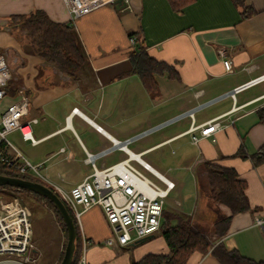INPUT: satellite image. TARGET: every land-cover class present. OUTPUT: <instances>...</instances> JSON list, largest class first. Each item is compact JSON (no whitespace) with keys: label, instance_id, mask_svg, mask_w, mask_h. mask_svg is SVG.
Returning a JSON list of instances; mask_svg holds the SVG:
<instances>
[{"label":"crops","instance_id":"0c3cea01","mask_svg":"<svg viewBox=\"0 0 264 264\" xmlns=\"http://www.w3.org/2000/svg\"><path fill=\"white\" fill-rule=\"evenodd\" d=\"M122 1L125 5L120 8L102 5L72 21L62 0H0V48L8 51L10 66L23 61L16 47L27 43L22 34L9 29L8 18L35 9L56 22L70 23L85 56L77 77L70 80L32 53L38 72L26 71V83L16 96L2 100L0 112L20 94L27 97L24 119L37 118L32 134L38 140L29 143L39 149L28 155V141L13 131L19 140L10 141L14 148H5L9 158L25 157L54 182L56 177L71 187L92 170L87 153L99 155L110 147L94 160L98 168L108 166L126 156L112 147V139L123 141L145 133L128 149L174 182L172 191L183 202H191L189 211H182V201H175L177 209L201 227L208 225L210 210L207 196L198 189L203 163L233 168L247 184L252 210L234 214L221 241L243 256L264 261V228L254 224L255 217L264 218V163L230 157L240 146L249 154L264 144V123L256 114L264 106V78L234 96L228 94L264 74V0H244V6L255 12L247 18L241 17L243 6L234 0H192L180 11L167 0ZM143 50L168 64L177 77L154 74L156 89L148 91L139 75L129 71L132 57ZM224 60L230 62L229 70ZM233 107L221 118L223 126L213 140L200 137L194 144L189 134H182L191 122L203 124ZM77 224L85 264H131L147 254L169 251L159 231L126 246L105 245L112 231L98 205L83 210ZM65 240L64 236L59 240L51 264H59ZM31 255V261L37 260L41 248L33 247ZM188 264L220 262L209 252H194Z\"/></svg>","mask_w":264,"mask_h":264},{"label":"built area","instance_id":"2783aa9c","mask_svg":"<svg viewBox=\"0 0 264 264\" xmlns=\"http://www.w3.org/2000/svg\"><path fill=\"white\" fill-rule=\"evenodd\" d=\"M62 1L69 9L73 21L99 6L113 4L115 0ZM130 42H134L133 37ZM223 64L227 70L230 69L228 60H224ZM262 78L264 74L234 87L228 94L234 96L236 92ZM11 79L10 64L0 50V103L8 95L7 88ZM27 100V97L20 94L19 98L11 101L0 112V146L14 148L7 138L13 131L19 132L22 140L31 144L37 143L32 134V124L37 122V118L24 119L27 114ZM235 108L203 124L195 125L191 122L182 134H189L194 144L200 137H211L213 140L214 132L223 126V115L231 113ZM73 111H77V108H73ZM188 114L192 117L191 112ZM196 130H199V134L195 133ZM143 134L123 141L112 139V147L123 150L126 156L108 166L98 168L94 160L97 156L108 153L110 147L102 150L99 155L87 153L86 161L91 164V172L69 188L54 182L40 165L31 163L25 157H21L20 161L17 157H12L6 159V163L20 173L37 177L51 187L76 220H79L83 210L95 205L100 206L112 231L105 240V245L126 246L159 230L166 198L174 189L173 181L160 175L141 160L139 154H134L128 149V144ZM137 166L150 173L157 181L148 178ZM254 224L264 228V218L255 217ZM31 237L29 208L16 197L5 201L0 197V264H27L32 258ZM78 264H85L84 255L80 257Z\"/></svg>","mask_w":264,"mask_h":264},{"label":"trees","instance_id":"16d2710c","mask_svg":"<svg viewBox=\"0 0 264 264\" xmlns=\"http://www.w3.org/2000/svg\"><path fill=\"white\" fill-rule=\"evenodd\" d=\"M167 1L174 11H180L192 0ZM234 2L238 6H243L240 11L242 18H247L255 13L253 9L244 6V0H234ZM7 26L12 32L23 35L34 55L53 66L61 75L70 80H75L85 63V56L76 32L70 23L56 22L50 19L45 11L35 9L27 14L10 15ZM131 64L129 71L139 75L148 91L156 89L154 74L168 72L169 77H177V73L173 72L168 64L155 60L144 50L132 57ZM10 83L7 88L8 94L15 90L9 88ZM256 114L258 122L264 123V106L257 109ZM6 150L3 145L0 146V174L39 182L47 186L37 177L20 173L8 166L6 159H9V156ZM230 157L249 159L253 165H260L264 163V144L249 154L240 146ZM202 172L207 187L206 195L211 200L208 206L215 213L209 231L206 232L203 227L199 226L191 215L164 208L158 231L168 247V253L147 254L137 262L132 261L131 264H188V258L194 252H209L220 264H264V261L250 259L235 249L226 248L221 241V238L228 231L233 215L252 210L246 195V182L238 176L233 168L223 167L215 162H204ZM198 186L203 187L200 186V183ZM0 189L4 191L3 196H1L4 200H10L24 194H32L44 201L53 209L66 234L64 222L49 199L24 188L2 185ZM66 208L73 218L76 228L75 249L71 264H78L81 256L79 228L72 212L68 207Z\"/></svg>","mask_w":264,"mask_h":264},{"label":"rangeland","instance_id":"374dc122","mask_svg":"<svg viewBox=\"0 0 264 264\" xmlns=\"http://www.w3.org/2000/svg\"><path fill=\"white\" fill-rule=\"evenodd\" d=\"M1 52L5 55V58L8 59L9 53L6 51L5 48L1 46L0 48ZM27 53V54H26ZM30 53V54H29ZM16 54L18 57L23 59V61L19 62L18 64L15 63L11 67V75L12 79L11 81V87L13 88H18L13 90L11 93H9L7 96L9 97H14L16 96L22 86V84L26 83V78L28 77L25 73L28 69L31 71H36L37 68L34 69L33 66V60L34 57L32 54V51L30 47L27 46H18L16 47ZM25 66V68H23ZM38 72V71H36ZM7 138L13 143L17 144V141L19 140V136L16 133H9ZM26 147L28 149L27 153L30 155L31 153L37 152L39 149L38 147H31L30 143H25ZM139 170H141L148 178L151 180L157 181L150 173L144 171L140 166H137ZM186 173V171H185ZM187 174V173H186ZM188 176V175H187ZM199 176V175H198ZM54 177V176H53ZM54 180L57 181L60 185L64 187H70L68 184L60 181V179L54 177ZM200 181V186L202 185L203 187L200 188L198 186V189L202 191V194L206 195L207 192V187L205 183V178L203 176L198 177V183ZM4 191L0 189V197L3 196ZM195 195V194H194ZM207 196V195H206ZM205 196V197H206ZM18 198L24 205H26L30 212H31V224H32V245L33 247H40L41 248V255L39 258L35 261L29 260L27 264H51L56 257L57 254V246L59 240L64 236L66 239V234L63 231L60 223L57 220V217L55 215V212L53 209L47 205L44 201L36 198L32 194H27V195H21L16 197ZM208 199V198H207ZM4 200V199H3ZM5 201V200H4ZM175 201H182L180 196H177L176 191H172L169 193L168 197L166 198L165 206L164 208L166 210H173L176 212H180L178 209L179 207L175 204ZM211 202L210 199H208L207 203ZM191 202H183L182 201V207H180L182 211H189ZM178 208V209H177ZM209 211V216L208 219L205 220V222H208V225L204 226L203 229L208 232L209 229L211 228L212 221L215 217L214 210L212 208H208ZM66 243V240H65ZM65 246V245H64Z\"/></svg>","mask_w":264,"mask_h":264},{"label":"water","instance_id":"95a60500","mask_svg":"<svg viewBox=\"0 0 264 264\" xmlns=\"http://www.w3.org/2000/svg\"><path fill=\"white\" fill-rule=\"evenodd\" d=\"M113 4L116 8H120L125 5L122 0H115ZM2 185L24 188L33 193L40 194L46 197L53 203L60 217L62 218V221L64 222L66 235H67L63 256L59 264H71L73 252L75 249L76 228L73 218L71 217L66 206L60 200L57 194L54 193L53 190L50 189L48 186L42 183L15 177V176L0 174V186ZM142 239H145V237L141 238V240Z\"/></svg>","mask_w":264,"mask_h":264},{"label":"bare ground","instance_id":"6f19581e","mask_svg":"<svg viewBox=\"0 0 264 264\" xmlns=\"http://www.w3.org/2000/svg\"><path fill=\"white\" fill-rule=\"evenodd\" d=\"M38 141V140H37ZM1 159V158H0ZM4 160V159H3ZM89 174V173H88ZM48 186V185H47ZM67 207V206H66Z\"/></svg>","mask_w":264,"mask_h":264}]
</instances>
